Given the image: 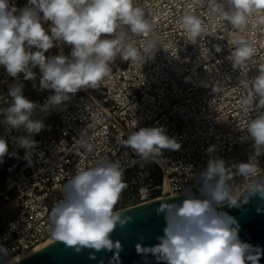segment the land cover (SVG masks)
Here are the masks:
<instances>
[{"label": "clouds", "instance_id": "clouds-1", "mask_svg": "<svg viewBox=\"0 0 264 264\" xmlns=\"http://www.w3.org/2000/svg\"><path fill=\"white\" fill-rule=\"evenodd\" d=\"M213 2L221 27L229 30L227 43L232 47L227 59L233 69L240 70L256 54V41L247 31L250 27L264 30V0ZM179 23L189 43L201 40L205 29L199 17L189 12ZM152 32L139 0H27L19 8L12 0H0V67L17 80L8 89L9 106L0 109V123L9 126V131L25 129L29 136L15 140L19 147L31 150L36 143L31 134L45 128L41 119H33L35 109L48 112L68 101L69 94L98 88L110 77L117 57L143 65L157 51L159 38L153 36L139 49L133 37ZM63 45L71 47L70 56L62 52L45 55L54 46ZM214 48L217 53L222 51L219 44ZM201 54L208 56V48L202 47ZM37 67L40 89L54 90L43 105L24 96L19 79L23 74L25 80L35 81L33 69ZM244 87L250 92L244 106L258 113L245 128L258 158L264 156V69L255 77H247ZM81 135L80 147L90 152L92 145L83 139L84 132ZM123 144L144 161L160 156L165 149L180 148L163 127L140 128ZM206 152L214 153L215 146ZM7 153L8 143L0 138V163ZM260 172L258 162L251 158L232 166H226L223 159L210 158L199 175L200 195H186L182 201L159 206L156 213L163 214L165 220L163 235L156 237L155 245L137 243V254L151 255L156 264H259L264 252H250L253 246L239 238L238 221L222 209L240 207L255 195L264 199V176ZM234 175L247 182L243 192L230 183ZM125 187L118 161L77 168L63 186V199L49 214L51 240L76 253L89 250L90 259L97 253H112L109 264H120L123 245L113 239V233L133 222V217L116 209ZM9 256L8 248L0 244V264Z\"/></svg>", "mask_w": 264, "mask_h": 264}, {"label": "built area", "instance_id": "built-area-1", "mask_svg": "<svg viewBox=\"0 0 264 264\" xmlns=\"http://www.w3.org/2000/svg\"><path fill=\"white\" fill-rule=\"evenodd\" d=\"M12 2L18 8L27 4V0ZM139 4L153 32L133 39L143 49L147 40L158 37L152 58L142 65L117 57L110 77L98 88L69 94L68 101L48 112L35 109L33 119H41L45 128L31 134L36 142L31 150L19 147L15 140L29 136L25 129L9 131L1 123L0 138L7 141L8 153L0 163V244L10 252L2 264L51 239L49 214L63 199V186L77 168L120 163L126 187L116 204L118 210L200 195L199 175L210 158L223 159L226 166L251 158L264 176V156H254V141L245 129L258 113L248 111L243 103L250 94L244 87L247 77L264 69V30L248 29L247 35L256 41V54L240 70L233 69L227 59L232 47L227 43L229 30L221 27L213 0H139ZM189 12L201 19L205 29L196 44L189 43L179 23ZM217 44L222 48L219 53ZM202 47L208 48V56L201 54ZM61 52L70 56L71 47L54 46L45 55ZM33 71L35 81L25 80L23 74L19 79L39 84V68ZM14 80L0 67V85L9 88ZM52 94L54 90L28 99L43 105ZM10 101L5 93L0 108ZM144 127H163L180 148L141 160L123 140ZM82 132L92 145L90 152L78 143ZM210 146H215L212 154L206 152ZM230 183L241 192L247 184L237 175Z\"/></svg>", "mask_w": 264, "mask_h": 264}, {"label": "water", "instance_id": "water-1", "mask_svg": "<svg viewBox=\"0 0 264 264\" xmlns=\"http://www.w3.org/2000/svg\"><path fill=\"white\" fill-rule=\"evenodd\" d=\"M184 198L185 196L166 198L121 210L133 217V222L123 228L118 227L113 233V239L121 241L123 245L120 264H156L151 255H138L136 245L141 242L147 246L155 245L158 242L156 237L163 235L162 230L165 227L164 216L157 215L156 209L164 203L179 202ZM222 211L238 221L239 238L253 246L250 252H264V199L255 195L240 207L225 206ZM111 256L112 253L101 252L94 259H90L89 250L76 253L61 242H52L15 264H109ZM259 264H264V255L260 256Z\"/></svg>", "mask_w": 264, "mask_h": 264}, {"label": "rangeland", "instance_id": "rangeland-1", "mask_svg": "<svg viewBox=\"0 0 264 264\" xmlns=\"http://www.w3.org/2000/svg\"><path fill=\"white\" fill-rule=\"evenodd\" d=\"M16 82L17 81L14 80L13 83H12V85L14 83H16ZM20 82L23 84V94H24V96L26 98H31V97H35V96H41V95H43V94H45L47 92L52 91L50 89H40V86H39L38 83L35 84V83H32V82L23 81V80H20ZM34 85H35V87H34ZM11 86H9V88ZM36 86H38V87H36ZM9 88L4 86V94L5 93H8V89ZM116 209H118L117 205H116Z\"/></svg>", "mask_w": 264, "mask_h": 264}, {"label": "bare ground", "instance_id": "bare-ground-1", "mask_svg": "<svg viewBox=\"0 0 264 264\" xmlns=\"http://www.w3.org/2000/svg\"><path fill=\"white\" fill-rule=\"evenodd\" d=\"M53 241L51 239H49L47 242H45L44 244L38 246L37 248H35L34 250H32L31 252L27 253V254H22V255H17L14 256L9 262H7L6 264H15L17 262H19L20 260L38 252L41 248L45 247L46 245L52 243Z\"/></svg>", "mask_w": 264, "mask_h": 264}, {"label": "crops", "instance_id": "crops-1", "mask_svg": "<svg viewBox=\"0 0 264 264\" xmlns=\"http://www.w3.org/2000/svg\"><path fill=\"white\" fill-rule=\"evenodd\" d=\"M3 97H4V85H0V99H2ZM2 120H3V117L0 116V121ZM0 126H1V123H0Z\"/></svg>", "mask_w": 264, "mask_h": 264}]
</instances>
